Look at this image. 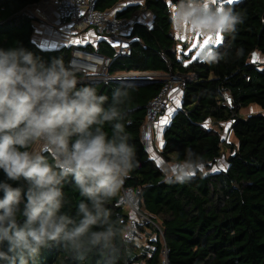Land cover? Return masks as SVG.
<instances>
[{
    "label": "trees",
    "instance_id": "1",
    "mask_svg": "<svg viewBox=\"0 0 264 264\" xmlns=\"http://www.w3.org/2000/svg\"><path fill=\"white\" fill-rule=\"evenodd\" d=\"M41 1L0 0V47L22 45L46 61L62 57L70 64L75 45L47 49L34 40L35 19L28 8ZM120 1L126 0H98L97 7L114 9ZM173 3L175 0H142L115 11L117 16L130 19L140 9L153 15L151 24L133 21L130 55L114 56L116 48L105 38L81 46L111 58L108 80H87L83 71L70 64L82 83L95 86L98 94L109 100L117 86L130 90L126 131L135 146L138 167L125 186L139 191V208L152 220L140 223L139 233L141 228L150 227L155 237L148 239L147 247L131 242L118 264H165V258L168 264H264V112L247 117L241 114L251 104L264 111V65L251 60L255 52L264 55V0L224 4L245 19L232 41L231 58L215 65L202 63L199 57L179 55L169 23L168 9ZM237 49L242 50L238 57ZM119 72L159 75L117 79L114 76ZM175 73L186 75V86L180 106L164 128L161 155L167 163L188 164L189 154L198 161L190 179L183 183L165 182L164 169L151 157L141 136L147 104L159 92L166 75ZM209 120L230 121L237 143L225 142L218 130L208 126ZM225 147L229 149L228 165L213 168ZM65 193L69 203L64 211L74 215L82 197L71 184L65 185ZM121 204L113 201L109 207L126 223L128 213ZM35 264L79 262L53 246L42 250ZM86 264L103 261L93 255Z\"/></svg>",
    "mask_w": 264,
    "mask_h": 264
},
{
    "label": "clouds",
    "instance_id": "2",
    "mask_svg": "<svg viewBox=\"0 0 264 264\" xmlns=\"http://www.w3.org/2000/svg\"><path fill=\"white\" fill-rule=\"evenodd\" d=\"M168 12L173 35L221 37L200 49V62H228L241 12L213 0H175ZM130 101L129 87L114 88L110 100L98 94L62 57L0 47V264H35L53 246L79 264L93 255L118 264L126 255L134 230L109 204L130 209L139 196L124 187L138 167L126 131ZM197 166L189 154L182 172L165 169V182H186ZM66 184L82 197L74 215L64 211Z\"/></svg>",
    "mask_w": 264,
    "mask_h": 264
},
{
    "label": "built area",
    "instance_id": "3",
    "mask_svg": "<svg viewBox=\"0 0 264 264\" xmlns=\"http://www.w3.org/2000/svg\"><path fill=\"white\" fill-rule=\"evenodd\" d=\"M98 0H53L61 21L69 23L73 29L94 28L101 37L108 41L117 42L114 56L130 55L131 46L121 41V35L129 34L132 29L133 21L137 20L135 16L131 19L117 16L112 9L102 10L97 7ZM178 49V46H177ZM189 61L187 60L186 63ZM111 58L97 54L84 49L81 46H75L71 51L70 64L83 71L87 80L104 81L109 79L108 69ZM133 76H149L154 73L148 72H130ZM132 76V75H130ZM186 86V75L181 73L167 74L164 83L159 92L153 97L146 106L145 123H155L163 114L167 113L171 106V93L178 87L184 89ZM228 102L230 98L225 94ZM125 189H134L131 186H125ZM135 190V189H134ZM123 203V201H121ZM128 216L126 224L131 223L136 241L139 237V224L144 221L152 222L147 214L139 208L138 198L131 202V208H125ZM157 225V224H156ZM158 228L159 225H157ZM133 241V242H134ZM165 264L168 259L165 258Z\"/></svg>",
    "mask_w": 264,
    "mask_h": 264
},
{
    "label": "crops",
    "instance_id": "4",
    "mask_svg": "<svg viewBox=\"0 0 264 264\" xmlns=\"http://www.w3.org/2000/svg\"><path fill=\"white\" fill-rule=\"evenodd\" d=\"M52 1L53 0H43L39 4H35L28 8V11L35 19L34 40L38 45L47 49L58 48L62 45L82 46L87 43L96 44L103 38L94 28L73 29L70 27L69 23L61 21ZM133 2L135 1H120L112 10L115 12L117 9L127 4H132ZM134 16L137 20L144 23H152L153 15L150 11L140 9ZM131 40L129 34L121 35V41L123 43L129 44ZM76 41H79V43ZM112 44L116 47L117 42H112ZM190 55L191 59L194 58L192 54ZM188 61H190V59ZM182 96L183 90L176 87L171 93V106L167 113L163 114L155 123H145L141 131V136L147 150L151 157L154 158L162 168H165L166 165L170 163L165 162L161 155L163 132L167 123L162 125L160 121L166 118L170 120L174 111L180 106ZM177 101L179 102L178 104ZM169 112H171L170 117Z\"/></svg>",
    "mask_w": 264,
    "mask_h": 264
},
{
    "label": "rangeland",
    "instance_id": "5",
    "mask_svg": "<svg viewBox=\"0 0 264 264\" xmlns=\"http://www.w3.org/2000/svg\"><path fill=\"white\" fill-rule=\"evenodd\" d=\"M135 2H139L142 0H134ZM238 1V0H233V2ZM232 2V3H233ZM216 3L219 4V6L224 7L225 3H228V0H216ZM177 38V46H178V51L179 55H190L192 54L194 57H199L200 56V49L204 48L205 46L202 47L203 44V39L201 36H192L187 33L185 34H176ZM252 61H257L260 62L264 65V55L259 52H255L252 57ZM132 75V76H130ZM133 75L137 74H129L125 72H119L116 74V78L118 77H133ZM154 75H159L158 73H154ZM264 111L258 104H251L249 107L243 108L241 110V114L243 117H247L249 114H254V113H263ZM209 127H212L216 130H218L221 133V136L223 140L227 143H237V139L231 129V122L230 121H222V122H215L209 120L207 122ZM228 156H229V149L228 147H225V152L220 158L216 164H214L213 168L219 169V168H224L228 165ZM186 167H188V164H178V163H170L169 165H166V168H170L173 172L176 171H183ZM165 171V170H164ZM155 237V233L152 228L146 227V228H141L139 237L136 240L138 244L142 245L143 247H147L148 244V239H151ZM134 241V242H136Z\"/></svg>",
    "mask_w": 264,
    "mask_h": 264
},
{
    "label": "snow or ice",
    "instance_id": "6",
    "mask_svg": "<svg viewBox=\"0 0 264 264\" xmlns=\"http://www.w3.org/2000/svg\"><path fill=\"white\" fill-rule=\"evenodd\" d=\"M213 2H216V0H213ZM233 0H228V3H232ZM200 34L197 33V36H199ZM77 43H79V41H76ZM221 42V37L219 36V34H217V36L215 38H213L212 36H207L203 39V44H202V47L203 46H208L210 44H219ZM179 102L177 101V104ZM171 116V112H169V117ZM170 122L167 118L166 119H162L160 121V123L163 125V124H166Z\"/></svg>",
    "mask_w": 264,
    "mask_h": 264
},
{
    "label": "water",
    "instance_id": "7",
    "mask_svg": "<svg viewBox=\"0 0 264 264\" xmlns=\"http://www.w3.org/2000/svg\"><path fill=\"white\" fill-rule=\"evenodd\" d=\"M115 78H116V77H115ZM118 78H119V77H118ZM118 78H117V79H118Z\"/></svg>",
    "mask_w": 264,
    "mask_h": 264
}]
</instances>
